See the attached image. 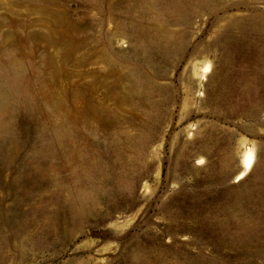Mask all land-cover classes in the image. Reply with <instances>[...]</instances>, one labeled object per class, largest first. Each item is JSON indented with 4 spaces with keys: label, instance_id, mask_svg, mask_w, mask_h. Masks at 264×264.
<instances>
[{
    "label": "rangeland",
    "instance_id": "rangeland-1",
    "mask_svg": "<svg viewBox=\"0 0 264 264\" xmlns=\"http://www.w3.org/2000/svg\"><path fill=\"white\" fill-rule=\"evenodd\" d=\"M0 264H264V0H0Z\"/></svg>",
    "mask_w": 264,
    "mask_h": 264
},
{
    "label": "bare ground",
    "instance_id": "bare-ground-1",
    "mask_svg": "<svg viewBox=\"0 0 264 264\" xmlns=\"http://www.w3.org/2000/svg\"><path fill=\"white\" fill-rule=\"evenodd\" d=\"M209 69V66H206L205 69H204V72H207ZM253 162H254V155H253V151L252 150H248L245 157H244V164H245V167H246V171H248L252 165H253Z\"/></svg>",
    "mask_w": 264,
    "mask_h": 264
}]
</instances>
